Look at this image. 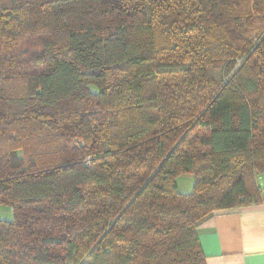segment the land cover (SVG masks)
<instances>
[{"label": "trees", "instance_id": "1", "mask_svg": "<svg viewBox=\"0 0 264 264\" xmlns=\"http://www.w3.org/2000/svg\"><path fill=\"white\" fill-rule=\"evenodd\" d=\"M263 178L264 0H0V264H207Z\"/></svg>", "mask_w": 264, "mask_h": 264}, {"label": "crops", "instance_id": "2", "mask_svg": "<svg viewBox=\"0 0 264 264\" xmlns=\"http://www.w3.org/2000/svg\"><path fill=\"white\" fill-rule=\"evenodd\" d=\"M198 234L207 264H264V188L257 203L216 210L204 217Z\"/></svg>", "mask_w": 264, "mask_h": 264}, {"label": "rangeland", "instance_id": "3", "mask_svg": "<svg viewBox=\"0 0 264 264\" xmlns=\"http://www.w3.org/2000/svg\"><path fill=\"white\" fill-rule=\"evenodd\" d=\"M176 179H177L179 189L182 192H189L193 190L194 175L192 173H181L177 176ZM260 183L262 187L264 188V178L260 179ZM2 210H3V213H2L3 218H6V217H7L6 219L13 218V211L11 207H9V205H3Z\"/></svg>", "mask_w": 264, "mask_h": 264}]
</instances>
